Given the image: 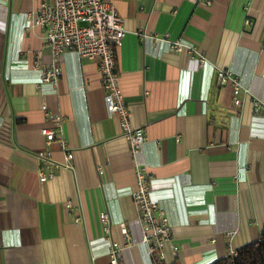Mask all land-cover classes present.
Returning a JSON list of instances; mask_svg holds the SVG:
<instances>
[{"label":"crops","instance_id":"1","mask_svg":"<svg viewBox=\"0 0 264 264\" xmlns=\"http://www.w3.org/2000/svg\"><path fill=\"white\" fill-rule=\"evenodd\" d=\"M105 1L124 19L115 62L145 135L134 155L95 62L67 51L56 84L43 81L36 55L51 56L33 23L41 0H0V264H108L111 239L123 247L120 264H211L264 228V107L253 105L264 104V0ZM221 69L239 81L238 105ZM49 112L64 118L66 148L40 133L54 128ZM136 166L170 221L164 260L142 241ZM39 170L51 176L40 181Z\"/></svg>","mask_w":264,"mask_h":264},{"label":"built area","instance_id":"2","mask_svg":"<svg viewBox=\"0 0 264 264\" xmlns=\"http://www.w3.org/2000/svg\"><path fill=\"white\" fill-rule=\"evenodd\" d=\"M33 23L39 26L43 32V43L50 49L51 59L43 62L40 52H37L35 65L41 69L43 81L56 84L62 75L61 58L67 51H74L81 57L95 62L101 76L102 86L105 89L104 103L109 115L119 119L123 135L129 141V153L134 155L145 140L143 128L136 127L131 122V110L128 108L119 84V72L116 66L115 53L122 45L126 33L124 19L120 16L114 6L105 0H41L39 7L34 10ZM83 22V25H79ZM250 23V20H245ZM144 36L143 33H137ZM183 44L179 41L173 42V50L180 52ZM264 49V44H262ZM192 53H197L190 48ZM203 61V58L200 59ZM220 85L229 82L233 89V103L238 105L240 84L233 74L221 69L218 71ZM255 109L260 105L257 99L253 100ZM60 113H47V119L53 121L54 128H42L41 132L47 143L58 140L63 148L66 144L62 135V124L64 118ZM47 151L39 152V158H49ZM73 153L69 150L66 154L65 166L70 167ZM101 171V166H97ZM136 182L132 193L133 201L137 207L138 219L142 229V241L147 245L151 255L158 260L165 259V246L172 236V228L169 218L162 206L150 196L151 180L143 166L135 167ZM40 181H45L51 173L42 170L38 172ZM66 206L72 209L71 201ZM103 230L109 231L108 215L100 214ZM121 235L129 239V232L124 222L118 224ZM122 245L110 240L109 263L120 264L122 257ZM173 253L179 251V247L172 245ZM231 254L236 255V250Z\"/></svg>","mask_w":264,"mask_h":264},{"label":"trees","instance_id":"3","mask_svg":"<svg viewBox=\"0 0 264 264\" xmlns=\"http://www.w3.org/2000/svg\"><path fill=\"white\" fill-rule=\"evenodd\" d=\"M211 264H264V228L257 240L236 250V255L229 253Z\"/></svg>","mask_w":264,"mask_h":264},{"label":"rangeland","instance_id":"4","mask_svg":"<svg viewBox=\"0 0 264 264\" xmlns=\"http://www.w3.org/2000/svg\"><path fill=\"white\" fill-rule=\"evenodd\" d=\"M84 23L83 22H80L79 25H83Z\"/></svg>","mask_w":264,"mask_h":264}]
</instances>
